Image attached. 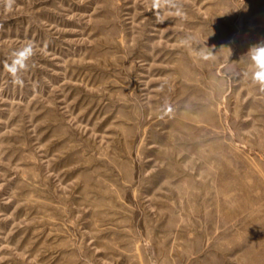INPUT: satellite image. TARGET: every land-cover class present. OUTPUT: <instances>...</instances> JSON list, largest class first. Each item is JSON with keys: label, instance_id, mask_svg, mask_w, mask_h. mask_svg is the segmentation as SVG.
Wrapping results in <instances>:
<instances>
[{"label": "rangeland", "instance_id": "rangeland-1", "mask_svg": "<svg viewBox=\"0 0 264 264\" xmlns=\"http://www.w3.org/2000/svg\"><path fill=\"white\" fill-rule=\"evenodd\" d=\"M178 3L0 0V264H264V0Z\"/></svg>", "mask_w": 264, "mask_h": 264}, {"label": "clouds", "instance_id": "clouds-1", "mask_svg": "<svg viewBox=\"0 0 264 264\" xmlns=\"http://www.w3.org/2000/svg\"><path fill=\"white\" fill-rule=\"evenodd\" d=\"M7 2L10 7L14 0H7ZM162 7L175 8L176 11L173 15H183L178 0H151V10H159ZM157 18L159 20V17ZM34 52L35 45L29 41L13 54L11 63L5 65L6 70L17 79V82H21L19 74L27 69L28 61L34 55ZM199 54L205 60L212 59L215 56L207 47L201 49ZM247 55L251 61V78L254 83L260 86L261 91H264V42L253 45Z\"/></svg>", "mask_w": 264, "mask_h": 264}]
</instances>
